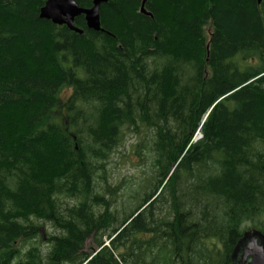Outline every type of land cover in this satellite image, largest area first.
<instances>
[{
  "label": "trees",
  "instance_id": "obj_1",
  "mask_svg": "<svg viewBox=\"0 0 264 264\" xmlns=\"http://www.w3.org/2000/svg\"><path fill=\"white\" fill-rule=\"evenodd\" d=\"M45 2L0 0V264H232L264 235V0H107L81 35ZM141 129L120 217L105 167Z\"/></svg>",
  "mask_w": 264,
  "mask_h": 264
},
{
  "label": "rangeland",
  "instance_id": "obj_2",
  "mask_svg": "<svg viewBox=\"0 0 264 264\" xmlns=\"http://www.w3.org/2000/svg\"><path fill=\"white\" fill-rule=\"evenodd\" d=\"M139 133V135H136L133 132H125L123 140L110 156L105 167L107 185L111 186L112 190L116 189L114 195H106V197L108 200H114V202L112 201L113 212L118 213L120 217L123 212L128 213L135 209L141 202L140 200L143 199L142 197L150 192L154 184V181H150L153 177L151 156L144 151H142L141 156L136 154L137 146L143 141L144 135L148 132L141 129ZM195 137L198 140L201 136L198 133ZM168 206V204L164 205L162 213H166ZM261 222L264 227V215ZM254 227L256 226L251 223L243 225L246 231L255 229ZM40 234L45 237V230L41 231ZM107 244L108 241L105 242L104 246H107ZM91 247V239H88L85 243V249L89 250Z\"/></svg>",
  "mask_w": 264,
  "mask_h": 264
},
{
  "label": "water",
  "instance_id": "obj_3",
  "mask_svg": "<svg viewBox=\"0 0 264 264\" xmlns=\"http://www.w3.org/2000/svg\"><path fill=\"white\" fill-rule=\"evenodd\" d=\"M107 0H92L90 8H80L75 0H46L39 10V18L50 21L55 26H65L68 30L81 35L82 30L74 25L76 18L83 16L86 27L93 32H103L100 27L99 9ZM261 0H257L260 4ZM141 12L151 16L141 7ZM232 264H264V235L249 229L242 234L231 255Z\"/></svg>",
  "mask_w": 264,
  "mask_h": 264
},
{
  "label": "bare ground",
  "instance_id": "obj_4",
  "mask_svg": "<svg viewBox=\"0 0 264 264\" xmlns=\"http://www.w3.org/2000/svg\"><path fill=\"white\" fill-rule=\"evenodd\" d=\"M44 5V4H43ZM147 8V7H146ZM100 14V13H99ZM52 25V24H51ZM71 34V33H70ZM161 43V42H160ZM70 55V54H69ZM122 61V60H121ZM207 61V60H206ZM103 80V79H102ZM225 159V158H224ZM227 161V160H226ZM234 168V167H233ZM236 170V169H235ZM245 176V175H244ZM254 181V180H253ZM171 200V199H170ZM247 207V206H246ZM56 212V211H55ZM206 215V214H205ZM206 217V216H205ZM236 218V217H235ZM79 221V220H78ZM241 221V220H240ZM239 221V223H240ZM207 222V221H206ZM234 229V228H233ZM204 235V234H203ZM204 245V244H203ZM214 251V250H213ZM198 257V256H197Z\"/></svg>",
  "mask_w": 264,
  "mask_h": 264
}]
</instances>
